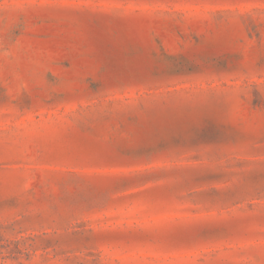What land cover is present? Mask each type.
<instances>
[{
	"label": "rangeland",
	"instance_id": "obj_1",
	"mask_svg": "<svg viewBox=\"0 0 264 264\" xmlns=\"http://www.w3.org/2000/svg\"><path fill=\"white\" fill-rule=\"evenodd\" d=\"M0 264H264V0H0Z\"/></svg>",
	"mask_w": 264,
	"mask_h": 264
}]
</instances>
